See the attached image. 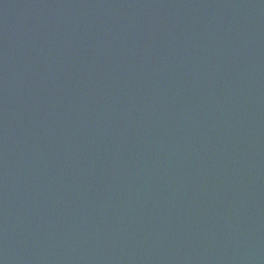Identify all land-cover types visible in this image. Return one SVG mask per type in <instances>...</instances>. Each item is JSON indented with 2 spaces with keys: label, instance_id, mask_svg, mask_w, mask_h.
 <instances>
[{
  "label": "water",
  "instance_id": "water-1",
  "mask_svg": "<svg viewBox=\"0 0 264 264\" xmlns=\"http://www.w3.org/2000/svg\"><path fill=\"white\" fill-rule=\"evenodd\" d=\"M0 264H264V0H0Z\"/></svg>",
  "mask_w": 264,
  "mask_h": 264
}]
</instances>
